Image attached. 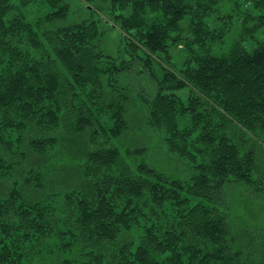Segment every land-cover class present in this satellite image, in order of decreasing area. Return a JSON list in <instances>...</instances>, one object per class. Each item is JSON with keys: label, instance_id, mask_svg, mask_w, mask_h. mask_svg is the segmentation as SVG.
<instances>
[{"label": "trees", "instance_id": "1", "mask_svg": "<svg viewBox=\"0 0 264 264\" xmlns=\"http://www.w3.org/2000/svg\"><path fill=\"white\" fill-rule=\"evenodd\" d=\"M221 1L0 0V264H264V0L217 52ZM132 107L188 178L119 147Z\"/></svg>", "mask_w": 264, "mask_h": 264}, {"label": "rangeland", "instance_id": "2", "mask_svg": "<svg viewBox=\"0 0 264 264\" xmlns=\"http://www.w3.org/2000/svg\"><path fill=\"white\" fill-rule=\"evenodd\" d=\"M235 2H239L238 6L235 5ZM247 6L246 3L242 2L241 0H222L217 8V11L215 13H218L222 16L230 15L229 18H226L225 21H230V31L225 36V39L223 40V45L220 47V49L215 48L214 50L217 52H220L221 50L226 51L228 49V46L230 43H232L235 39L238 38L240 26H241V14L240 11H243ZM247 8L256 14L257 12L252 9L249 5ZM213 13L212 16L209 18V22L212 24H221V19H217V15ZM118 32L115 29L108 30L105 33L104 36V46L106 49V52L110 55H116L118 51ZM264 38V29H261L258 33H256L252 38H249V40L244 41V45L251 50L258 41L262 40ZM172 55V62L179 65L181 62L185 60V53L182 49V47H178L172 49L171 52ZM135 78L134 74L130 75V78L128 81L130 83L137 84L134 87V92L137 93L138 91L141 92L142 95H145L149 97L148 95L153 92V85L145 75H140ZM138 92V93H140ZM137 101L133 100V103H136ZM138 109V108H137ZM136 108L132 107L129 110L128 113V119L131 121L129 123L130 130L128 133L124 135L122 139L119 140V147L121 149L124 148H135L136 145L134 143H137V146L143 145L144 147L149 146L151 148V151L149 155L146 156L147 162L155 163L156 167L166 171L168 174H170L173 177L186 179L189 177V169L186 167V165L177 159V157H171L167 156L168 154H165L164 149L160 147L159 142L157 139H152L151 135L146 128H144V113L137 114L138 110ZM144 110V107H143ZM141 112V107H140ZM142 127V128H141ZM142 134V136H141ZM155 134V133H154ZM149 142V143H148ZM148 143V144H147ZM264 145L261 144V147ZM263 149H259L258 154L263 155L262 152ZM172 158V160L170 159Z\"/></svg>", "mask_w": 264, "mask_h": 264}]
</instances>
